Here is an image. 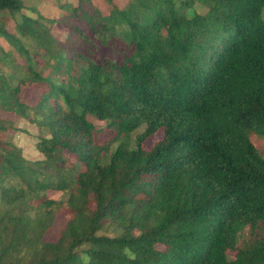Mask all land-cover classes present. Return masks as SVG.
Masks as SVG:
<instances>
[{
	"label": "trees",
	"instance_id": "obj_1",
	"mask_svg": "<svg viewBox=\"0 0 264 264\" xmlns=\"http://www.w3.org/2000/svg\"><path fill=\"white\" fill-rule=\"evenodd\" d=\"M104 1L0 0V264H264V0Z\"/></svg>",
	"mask_w": 264,
	"mask_h": 264
},
{
	"label": "rangeland",
	"instance_id": "obj_2",
	"mask_svg": "<svg viewBox=\"0 0 264 264\" xmlns=\"http://www.w3.org/2000/svg\"><path fill=\"white\" fill-rule=\"evenodd\" d=\"M113 4L117 7H121L125 4L126 0H112ZM26 5H33L40 14L44 17L51 19H59L61 14L65 13V3L74 4L75 0H24ZM92 4L99 8L103 12H107L108 5L104 0H91ZM3 16V15H2ZM1 16V17H2ZM5 17V16H3ZM7 28L12 30V24L9 20L7 22ZM51 33L57 38L62 39L64 37L63 30L58 25H54ZM39 91L34 87H23L21 92V98L27 103H33L36 99ZM7 116L6 114H4ZM14 119V129L9 131H0V138L4 140H9L15 146L21 149L22 156L27 160H35L41 158V154L35 148L36 135L38 133L37 127L29 123L24 119L13 118ZM89 120L94 122L95 125L100 126L101 122L88 117ZM161 132H158L151 136L146 142V145H151L155 140L159 139ZM252 141L255 143L257 148L264 149V136L253 134L251 136ZM55 195H53L54 197ZM66 221L65 215H56L50 229L46 232L45 239L49 241L55 240L59 231L63 228ZM97 234H107L111 233L106 230H100Z\"/></svg>",
	"mask_w": 264,
	"mask_h": 264
}]
</instances>
